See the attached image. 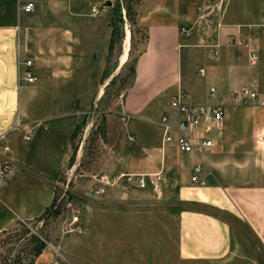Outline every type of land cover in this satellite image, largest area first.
<instances>
[{"label": "crops", "instance_id": "1", "mask_svg": "<svg viewBox=\"0 0 264 264\" xmlns=\"http://www.w3.org/2000/svg\"><path fill=\"white\" fill-rule=\"evenodd\" d=\"M206 1L136 0L133 6L134 25L143 31V43L133 61L131 83L117 96L120 117L126 119L121 123L125 130L128 124L129 131H100L95 136L110 156L111 170L106 174H160L163 181L156 191L119 183L98 197H84L78 213L84 231L76 234L75 241L62 242L65 249H74L76 264H264V141L257 140L264 133V107L230 97L231 91L248 87L264 99V55L259 52L264 32L252 33L244 42L237 25L231 29L230 42L229 29L222 26L209 39L199 38L210 40L205 44L209 50L195 39L184 41L179 27L188 28L191 35ZM25 2L32 3L31 11L20 9ZM115 2L121 4V0H9L3 8L0 104L11 109L16 102L22 122L14 131L0 130V160L10 164L0 183V236L12 230L16 220L37 219L53 207L52 180L72 157L76 112L40 115L26 107L36 105L37 111L40 104L83 101L85 88L92 85L78 61L106 54ZM91 6L99 13L90 14ZM263 6L257 8L264 11ZM263 19L264 13L262 25ZM127 39L126 31L125 44ZM237 39L244 44L238 45ZM212 43L218 44L215 59ZM249 49L257 53L254 64L248 61ZM125 50L119 63L125 60ZM240 55L247 61L245 67L238 65ZM73 57L77 62H71ZM22 58L31 59L32 83L19 79ZM199 63L214 81L200 89L194 74ZM203 68H198L201 76ZM207 87L215 89L212 101L223 103L220 124L198 131L214 141L212 152L197 156L180 153L173 144L163 145L157 123L169 97L183 88L190 102L208 103ZM100 96L97 84L92 101ZM170 116L173 123L172 109ZM7 118L8 112L0 113V125ZM89 130L82 128L70 167L78 164ZM127 134L135 145L122 152ZM23 135L29 138L24 140ZM117 157L120 164L114 162ZM197 162L202 183H191ZM92 183L87 180L88 186ZM32 201L39 202L33 207Z\"/></svg>", "mask_w": 264, "mask_h": 264}, {"label": "rangeland", "instance_id": "2", "mask_svg": "<svg viewBox=\"0 0 264 264\" xmlns=\"http://www.w3.org/2000/svg\"><path fill=\"white\" fill-rule=\"evenodd\" d=\"M8 2L9 0H0V15L4 12L3 8ZM135 2L136 0H121V4L115 2L112 5L110 14L113 18L110 23L111 34L106 54L80 57L83 60L78 61L79 65L83 67L85 77L89 74L88 78L92 85L85 88L83 101L77 99L70 104H40L37 105V111H35L36 105H34V109L33 106L26 107L27 111L34 110L40 115L76 112L78 127L71 145L72 157L57 175L58 185L54 188L53 207L47 210L48 212L44 216L26 221V225L16 220L17 224L14 228L0 236V264H76L74 249H65L63 246L65 244L62 242L75 241L77 235L66 233L65 228H67L71 215L82 213L81 204L86 202L84 197L88 196L87 191L91 186H88L87 180H92V176L88 175L91 173L106 174L108 170H111L107 166L110 156L102 151V146L98 144L95 135L100 131H129L128 124L127 130H125L121 123L117 96L131 83L133 61L143 43V31L134 25L133 6ZM258 5H264V0H208L205 2L203 10L199 12L200 14L198 13L201 17L194 24L192 34L188 38H184V41L190 42L195 39L197 44L209 50L205 44L210 42L208 39L214 29L216 31L219 27L221 29L222 26H225L224 28L229 29L226 33V36L229 37L234 35L231 29L239 25L241 34L239 37L246 42L250 34L258 35V31L264 32V25H262L264 11L259 10ZM126 31L128 39L125 44ZM205 37L208 38L206 41L205 39L199 40V38ZM22 41V37L19 35L20 45L23 43ZM25 42L28 47V39ZM124 47H126L125 60L119 63V56ZM259 52L264 55V48L263 50L259 49ZM76 58L73 57L71 62H77ZM199 64L194 67L198 89L208 86V84H214L213 78L205 75L206 71L201 66L206 63ZM207 64H209L208 60ZM238 65L242 67L247 65L243 55H240ZM182 66L183 68L186 66L183 60ZM200 67L203 68L205 76L199 75L198 68ZM243 73V76H247V72ZM18 76L21 79V76ZM97 84H100L101 96L93 102ZM181 89L186 94L188 93L186 89ZM5 112H8V118L0 125V130L14 131L18 129L20 126L17 122H22L18 104L13 102L11 109L7 108L6 103L0 104V113ZM161 113L166 114L169 118L171 117V108L167 106ZM85 126L90 129V133L82 142L78 164L70 167L74 162L73 156L81 136L80 132ZM29 128L32 130V126ZM154 128L157 130L153 126L154 131ZM74 130L76 131V129ZM125 137L124 135L122 152L135 145V140L129 144ZM114 162L120 164L121 161L117 157ZM37 202L39 201H32L33 207Z\"/></svg>", "mask_w": 264, "mask_h": 264}, {"label": "built area", "instance_id": "3", "mask_svg": "<svg viewBox=\"0 0 264 264\" xmlns=\"http://www.w3.org/2000/svg\"><path fill=\"white\" fill-rule=\"evenodd\" d=\"M33 5L31 2H25L20 4V9L24 12L31 11ZM90 14L99 13V9L95 6L89 8ZM264 22V19H263ZM179 34L186 38L190 35V30L186 27H179ZM232 37L228 38V41H232ZM238 45H243V41L240 39L234 40ZM233 41V42H234ZM211 57L216 58L218 54V44L212 43L210 45ZM248 61L254 64L257 61V53L253 49L248 51ZM19 75L21 79L26 83H32L35 80L34 75L30 71L31 59L22 58L18 62ZM199 74H202V70H198ZM208 98L211 100L208 103L197 104L192 103L188 100L187 94L181 90L177 89L168 100V106L174 112L175 120L173 123L170 122L166 114H161L157 125L161 129V142L165 144H173L178 152L189 153L193 155H201L205 153H210L213 150L214 141L198 133V131H209L211 126H218L222 120L223 116V103L222 100L212 101L215 97L214 87H209L207 92ZM120 95L118 96V98ZM230 97L237 103L240 104H251L256 107H264V99L260 98L258 94L248 87H240L236 90L230 92ZM120 120L123 123L126 121L123 115H121ZM28 135H23L22 139H28ZM127 141L133 142L134 138L127 134ZM258 141H264V133H260L257 136ZM10 167L9 160H0V183L2 182L4 176L8 172ZM201 165L199 162L195 163L192 168V174L189 178L191 183L200 182L197 175L200 171ZM58 176L52 180L53 188L58 185ZM93 183L88 188L87 195L92 197H98L106 192V189L119 183L125 187L129 188L135 185L139 189L146 188L150 186L153 191H156L160 187V183L163 181V177L160 174L154 175H143V174H129V173H117V174H94L92 175ZM34 220V219H32ZM26 225V221L18 219ZM84 231V225L78 214L71 215L69 222L67 223V228H65L66 233L81 234ZM56 252V250H55Z\"/></svg>", "mask_w": 264, "mask_h": 264}]
</instances>
